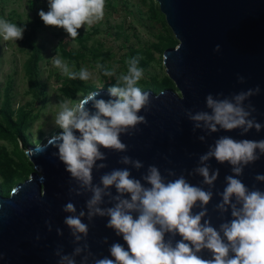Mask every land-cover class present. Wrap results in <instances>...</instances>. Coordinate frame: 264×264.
Returning <instances> with one entry per match:
<instances>
[{"label":"clouds","instance_id":"1","mask_svg":"<svg viewBox=\"0 0 264 264\" xmlns=\"http://www.w3.org/2000/svg\"><path fill=\"white\" fill-rule=\"evenodd\" d=\"M48 9L38 13L43 23L63 29L75 41L82 26L103 20L105 0H48ZM24 31L23 27L0 18L3 40H21ZM214 51H221L219 44ZM140 59L142 57L137 56L127 60V73L120 75L114 68L97 62L96 68L103 76L116 77V83L108 89L115 99H98L97 92H90L74 105L70 99L61 100L55 125L62 132L46 144L25 151L32 158L43 154L49 146L57 149L52 155L58 156L71 181H75V186L68 189L69 195L90 194L79 212L71 200L63 206L64 225L70 231L74 248L70 254H65L63 247L58 246L54 253L58 257L57 264H77V257L80 264H89L90 260L91 264H264V191L255 186L250 189L239 179L246 166L264 156V139L236 140L220 136L199 156L198 166L188 173L202 177L201 186L189 183L183 174L177 176L170 169L166 170L167 177L174 179H167L155 165H149L137 179L130 169L139 172L144 164L127 155L119 160L125 167L105 172L98 184L93 183V170L99 172L108 167L102 163L107 157L101 149L126 152L128 146L121 141V135L131 136L138 125L148 123L145 115L139 114L142 110L147 112L152 103L149 93L137 86L144 75L143 69L138 67ZM52 62L69 79L88 81L93 78L87 68L72 71L68 62L58 55ZM237 80L245 83L242 76ZM259 93L257 86L227 97L223 93L208 94L206 111L185 109L184 115L192 122L193 133L200 130L211 135L237 129L241 136L253 129L259 133L264 125L253 116L255 107L250 102L245 103ZM89 103L95 111L86 107ZM198 139L206 142L204 135ZM213 158L221 165L229 164L232 173L225 177L223 191L216 193L220 202L215 210L221 217L229 212L231 216L218 228L212 225L207 211L220 175L219 169H213L210 164ZM40 179H44L43 175ZM255 180L264 183V174H257ZM203 186H207V190ZM197 208L199 211L194 212ZM97 217H107L106 228L114 230L127 245L125 248L113 242L108 248L111 258H96L87 243L89 224ZM85 218L87 224L83 222ZM45 225L49 232L53 230L51 221H45ZM56 233L63 236L60 228H56ZM177 235L181 239L176 240ZM102 243L108 244V238ZM205 251L210 253V258L203 257Z\"/></svg>","mask_w":264,"mask_h":264},{"label":"water","instance_id":"2","mask_svg":"<svg viewBox=\"0 0 264 264\" xmlns=\"http://www.w3.org/2000/svg\"><path fill=\"white\" fill-rule=\"evenodd\" d=\"M154 2L177 41L175 47L164 50L162 60L166 76L173 82L175 90L166 88L158 93L143 91L149 93L152 101L147 112L142 110L139 113L145 115L147 125H138V130L131 136L121 135V141L128 146L126 152L101 149L107 157L102 163L108 167L99 172L93 170L94 184L99 183L100 176L105 172L125 167L119 160L121 156L127 155L144 164L139 172L130 169L137 179L149 165H155L167 179H174L167 177L166 170L170 169L177 176L183 174L189 183L201 186L203 178L189 176L188 173L198 166L199 156L220 136L226 135L236 140L264 139V128L259 133L253 129L245 136L240 135L239 129L232 132L221 130L211 135L200 130L193 133V124L184 115L185 109L206 111L205 97L208 94L216 96L223 93L227 97L259 86L260 93L245 103L250 102L255 107L253 116L264 125V0ZM218 44L221 51L216 53L214 49ZM238 76L244 77L245 83H238ZM92 92L98 93V99H115L106 89ZM86 107L95 111L91 103ZM75 134L79 136V132ZM201 135L206 137V142L199 141ZM39 145H31L26 149ZM54 151L58 150L49 146L41 155L32 158L26 155L33 167L30 176L16 184L7 197L0 196V264H57L58 257L54 253L58 246L63 247L65 254L73 251L70 231L64 225L66 213L62 209L71 200L79 212L85 207L90 194L80 197L69 195L68 189L75 186V181H71L70 174L58 156L52 155ZM210 164L220 172L212 189L213 199L207 206L208 218L218 228L221 222L231 219V216L229 212L221 217L215 210L220 202L216 193L223 191L226 187L225 177L232 173L227 163L221 165L213 158ZM257 174H264V156L246 166L239 179L250 189L255 186L264 191V183L255 180ZM41 175L43 180L40 179ZM203 187L207 190V186ZM112 191L115 194L114 188ZM45 221H51V232ZM83 222L88 223L86 218ZM106 223L107 217H97L89 224L87 243L96 258H111L108 248L113 242H119L127 248L122 237H117L114 230L106 228ZM56 228L62 229L63 236L57 235ZM105 237L108 238V244L102 243ZM175 239L181 237L177 235ZM202 255L210 258L207 251ZM77 264H80V257H77Z\"/></svg>","mask_w":264,"mask_h":264},{"label":"rangeland","instance_id":"3","mask_svg":"<svg viewBox=\"0 0 264 264\" xmlns=\"http://www.w3.org/2000/svg\"><path fill=\"white\" fill-rule=\"evenodd\" d=\"M32 1L0 0V18L10 22L22 21L26 24H34V21L40 17L38 13L41 10L48 11V0H38L35 11L31 9L30 2ZM107 2H105L103 20L92 26L85 25L80 28L84 35L86 33L92 34L86 44L87 48L108 53L111 59L107 60L106 65H109V69L114 68L117 75L127 73V64L121 63L120 60L127 47H132L138 51L143 59H147L145 54L147 49L153 58L150 60L147 69L138 66L144 71L142 79L155 76L161 80L166 76L162 62L163 53L160 54L151 49V45L157 42L159 35L168 33V27L158 5L154 0H145V2L142 0H110L109 6ZM151 6L154 7L153 13H155L156 19L151 18L149 12ZM60 42L65 43L66 53L80 49L77 39L73 41L65 31L59 33L57 28L46 26L41 20L37 38V44L43 45L42 60L39 62V80L46 84V107L39 111L38 119L30 128L31 141L34 145H36L39 131L43 133V141L62 132V129L55 125V117L58 112L57 105L61 100L67 99L59 91L66 75L52 62L56 55L64 60L58 50ZM27 58L28 52L21 40L16 42L5 41L0 37V90H3L7 83L11 84L14 109L32 100V96L27 93L28 86L24 73V62ZM64 61L68 62L67 60ZM68 64L70 69L74 71L76 65L70 62ZM96 64L97 62L93 61L80 62L79 70L87 68L93 74V78L87 82L96 88H103V78L97 70ZM149 86L150 83L147 82V88ZM84 96L86 95L82 93L77 94L73 100V105L83 99ZM26 150L25 148L23 152L25 153Z\"/></svg>","mask_w":264,"mask_h":264},{"label":"trees","instance_id":"4","mask_svg":"<svg viewBox=\"0 0 264 264\" xmlns=\"http://www.w3.org/2000/svg\"><path fill=\"white\" fill-rule=\"evenodd\" d=\"M37 1L38 0H33L30 2L33 11L36 10ZM109 1L110 0H105L108 6L110 3ZM143 1L145 2V0H142V2ZM153 10L154 7L151 6L149 9L151 18L156 19ZM13 23L25 29L23 38L21 39V42L28 52V58L24 62V73L28 86L27 93L32 96V100L14 109L13 98L11 96V84L7 83L5 88L0 90V196L3 197H7L12 187L26 180L33 171L32 164L23 150L34 145L31 141L30 128L38 119L39 111L46 107V84L41 83L39 80V62L42 60L43 45L37 44V38L38 26L41 25V18L38 17L34 21V24H26L22 21ZM57 30L59 33L64 32V30L60 28H57ZM167 30L168 33L159 35L157 42L151 45V49L160 54L167 48H173L177 45V41L169 28H167ZM91 36V33H86L84 35L80 29L78 30V36L76 38L80 44V49L78 51L66 53L65 43L60 42L58 46V50L63 59L76 65L74 70L76 72L79 71L80 62L85 61L99 62L109 68V65H106L107 60L111 59L108 53L95 49L89 50L87 48L86 44ZM145 52L147 59H140L138 64V66H142L143 69L148 68L149 62L153 58L149 51L147 52V49ZM122 56L123 57L120 59L121 63L127 64L125 61L140 55L139 52L132 47H127V50ZM99 72L103 78V88H96L87 81L79 79L72 80L65 76L59 91L64 97L73 101L79 93L88 95L92 91L98 89L108 90L110 87L114 86L116 83V78L114 76L105 77L102 71L99 70ZM147 82L150 83L149 88H147ZM137 86L142 88V91L150 89L154 93H158L168 87L175 90L173 82L167 76L163 77L161 80L155 76L148 77V79H141ZM42 137L43 133L39 131L36 145L45 142Z\"/></svg>","mask_w":264,"mask_h":264}]
</instances>
